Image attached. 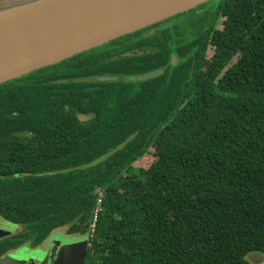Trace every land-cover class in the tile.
<instances>
[{"label":"trees","instance_id":"16d2710c","mask_svg":"<svg viewBox=\"0 0 264 264\" xmlns=\"http://www.w3.org/2000/svg\"><path fill=\"white\" fill-rule=\"evenodd\" d=\"M210 15L184 43L156 23L0 83V218L21 226L0 256L64 230L84 264L264 257V0Z\"/></svg>","mask_w":264,"mask_h":264},{"label":"water","instance_id":"95a60500","mask_svg":"<svg viewBox=\"0 0 264 264\" xmlns=\"http://www.w3.org/2000/svg\"><path fill=\"white\" fill-rule=\"evenodd\" d=\"M7 1L13 2L0 0V5ZM206 1L37 0L13 5L0 13V83L61 62ZM171 61L176 63L174 55ZM160 72L156 69L133 78L145 79ZM88 245L86 234L65 235L63 230H56L51 235L47 264H84ZM45 254L41 249L22 245L1 255L0 264L32 263Z\"/></svg>","mask_w":264,"mask_h":264},{"label":"rangeland","instance_id":"374dc122","mask_svg":"<svg viewBox=\"0 0 264 264\" xmlns=\"http://www.w3.org/2000/svg\"><path fill=\"white\" fill-rule=\"evenodd\" d=\"M217 1L218 0H208L206 2H203L197 6L189 9L188 11L178 13L176 15L169 17V18H166L163 21L159 22V24H165L164 26H166V24L170 25V27H172L174 30L173 33H175V35H173L174 38L178 42L184 43L187 40H190L191 38L195 37L197 34V28L193 29L192 25L197 24L198 22H200L203 19V17L205 18V16L213 14L215 12ZM211 16L212 15H210V17ZM155 29H157V28H151L148 31V33L154 32ZM119 38H117V39H119ZM96 48H99V46H97L93 49H96ZM100 48H103V47H101V45H100ZM208 53H210V50L208 51ZM150 161H151V157L149 155H147V156L141 158L140 160L136 161L135 164L137 166H140V165L141 166H147L150 163ZM0 220H2V218H0ZM81 221H78V224H81L83 226L88 224L87 220H84L83 222H81ZM65 228L66 227H64L63 229H65ZM0 229H1L0 230V237L1 236L4 237V236L12 235V234L19 232L21 229V226L18 224L10 223L8 221L3 220V222L0 226ZM44 256L45 255H43L41 257L40 256L37 257V259L32 261L31 264H39ZM247 258L251 264H264V257L259 252L248 253ZM15 264H18V263H15Z\"/></svg>","mask_w":264,"mask_h":264},{"label":"flooded vegetation","instance_id":"af4514ba","mask_svg":"<svg viewBox=\"0 0 264 264\" xmlns=\"http://www.w3.org/2000/svg\"><path fill=\"white\" fill-rule=\"evenodd\" d=\"M163 21V20H162ZM161 22V21H160ZM159 23V22H158ZM156 24V23H155ZM153 25V24H152ZM151 26V25H150ZM156 30V29H155ZM196 36H197V34H196ZM195 36V37H196ZM194 38V37H193ZM192 39V38H191ZM116 40V39H115ZM114 41V40H113ZM108 43V42H107ZM107 43H105V44H107ZM104 45V44H103ZM102 46V45H101ZM95 48V47H94ZM64 231V230H63ZM65 232V231H64ZM52 235V234H51ZM51 235H49V239L47 238L46 239V241L45 242H43V243H41V244H39V245H36V246H31V245H29L30 246V248H34V249H41V250H43V251H45L46 252V254H45V256L43 257V259L41 260V261H43V260H46V263H47V259H48V256H49V251H50V241H51ZM65 235H67V234H65ZM23 264H31V261H25Z\"/></svg>","mask_w":264,"mask_h":264},{"label":"bare ground","instance_id":"6f19581e","mask_svg":"<svg viewBox=\"0 0 264 264\" xmlns=\"http://www.w3.org/2000/svg\"><path fill=\"white\" fill-rule=\"evenodd\" d=\"M37 0H13V2L7 1L5 4L0 5V13L3 11H7L10 9L11 6L22 4V3H31Z\"/></svg>","mask_w":264,"mask_h":264},{"label":"built area","instance_id":"2783aa9c","mask_svg":"<svg viewBox=\"0 0 264 264\" xmlns=\"http://www.w3.org/2000/svg\"><path fill=\"white\" fill-rule=\"evenodd\" d=\"M99 202V201H98ZM99 208H96L94 210V215H93V219H92V223H91V230H93V227H94V223H95V220H96V217H97V211H98Z\"/></svg>","mask_w":264,"mask_h":264}]
</instances>
